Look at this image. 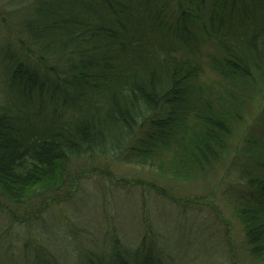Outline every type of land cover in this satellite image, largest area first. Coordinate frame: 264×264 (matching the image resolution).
<instances>
[{"label": "trees", "instance_id": "16d2710c", "mask_svg": "<svg viewBox=\"0 0 264 264\" xmlns=\"http://www.w3.org/2000/svg\"><path fill=\"white\" fill-rule=\"evenodd\" d=\"M0 1L13 8L0 14V195L18 208L59 202L70 162L92 153L161 169L172 154L176 176H207L247 118L264 117V0ZM261 133L238 165L235 211L258 264ZM154 238L90 249L76 264H168ZM38 244L23 264H61Z\"/></svg>", "mask_w": 264, "mask_h": 264}, {"label": "rangeland", "instance_id": "374dc122", "mask_svg": "<svg viewBox=\"0 0 264 264\" xmlns=\"http://www.w3.org/2000/svg\"><path fill=\"white\" fill-rule=\"evenodd\" d=\"M2 3L0 14L3 8L13 10ZM5 34L0 30V46ZM261 91L256 108L263 102ZM259 116L247 118L242 132L229 141L226 161L204 177L196 169L176 176L168 168L175 167L172 154L163 156L161 169L92 153L70 162L64 189L55 195L59 202L18 208L0 195L1 263L29 262L25 257L41 243L61 264H76L79 253L97 252L115 241L134 249L147 236L157 239L154 246L163 248L168 264H258L246 256L244 229L235 211L246 189L238 165L250 161L247 151L263 137L264 117Z\"/></svg>", "mask_w": 264, "mask_h": 264}]
</instances>
